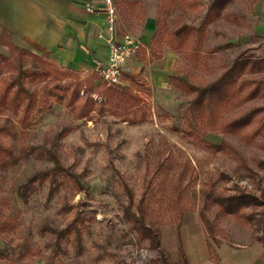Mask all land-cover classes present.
Listing matches in <instances>:
<instances>
[{
    "label": "rangeland",
    "instance_id": "rangeland-1",
    "mask_svg": "<svg viewBox=\"0 0 264 264\" xmlns=\"http://www.w3.org/2000/svg\"><path fill=\"white\" fill-rule=\"evenodd\" d=\"M115 1L122 20L118 21L119 29L141 38L146 12L159 8L160 0H138L134 5L136 17L126 19L124 0ZM210 3L211 0H201L196 8L175 4L168 13V29L180 33L187 26L197 28ZM223 43L230 44L217 48ZM0 45L1 51L8 54V47ZM187 53L163 44L159 53L148 52L149 56L142 60L136 58L142 52L133 57L132 71L151 87L150 93H143L147 113L141 121L128 123L108 109L100 116L92 113L90 119H77L54 100L36 112L26 126L13 118L14 133L2 139L16 148L17 160L0 168V218L7 217L13 226L0 230V264H152L156 250L149 247L147 240L140 241L123 218L122 208L127 202L124 182L133 189L135 202L143 190L149 193L147 218L160 230L161 246L168 253L167 264H180L176 230L179 228L180 234L183 230L187 243L193 224L201 219L198 207L203 190L222 195L246 193L264 201V166L258 164V160H264V125L250 122L244 129L246 137L234 131H208L203 134L205 139L213 143L225 141L238 154L213 150L189 134L190 96L169 82L170 75H179L207 83L237 57H264V0H226L219 15L206 26L201 57L195 61ZM47 60L58 66L54 57ZM33 64L29 62L27 66ZM88 73L83 69L80 77ZM246 76L264 81V71ZM260 106L264 107V85L256 97L224 112L222 120L234 119ZM260 116L264 117V110ZM3 118L0 114V123ZM256 129L258 134L253 135ZM165 156L172 157L173 168L163 189L158 184L163 173L155 167ZM56 160L79 176L87 193L75 192L61 176L30 184L32 175L49 169ZM184 166L182 184H189L186 189L190 197H177L169 181ZM147 183L153 186L154 194L150 195ZM70 204L84 209L80 246L71 236L57 241L49 230L68 222L72 215ZM261 210L262 204L250 202L243 208L245 221L241 224L230 214L219 215L218 206L211 204L207 215L215 237L207 234L210 251L226 240L251 238L264 245ZM237 223L245 236H230L221 226ZM216 256L212 257L217 259Z\"/></svg>",
    "mask_w": 264,
    "mask_h": 264
},
{
    "label": "trees",
    "instance_id": "trees-1",
    "mask_svg": "<svg viewBox=\"0 0 264 264\" xmlns=\"http://www.w3.org/2000/svg\"><path fill=\"white\" fill-rule=\"evenodd\" d=\"M156 16V28L150 38V52L159 53L163 44L172 50H186L188 57L197 61L201 56L199 50L202 47L207 24L215 19L226 0H211L206 15L200 25L185 27L180 33H175L167 27L168 13L175 4L180 7L196 8L201 5V0H160ZM0 43L6 45L9 53L0 51V114L3 122L0 123V168L12 165L17 160L16 148L2 139L6 134H13L15 125L13 118H17L20 126H26L36 112L49 106L51 101H57L66 106L74 118L90 119L95 113L100 116L108 109L119 119L128 123H135L146 117L147 108L143 93H150V85L140 76L122 71L121 79L128 83L106 84L93 69L83 77H80L79 69L70 68L58 63V66L48 62L49 51L36 53L28 48L21 47L11 40L9 33L2 30ZM230 43H223L217 48H222ZM33 62L32 66H27ZM264 71V57H237L214 80L207 83H198L179 75H170L169 82L190 96L189 101V134L199 137L213 150L233 152L237 150L225 141L213 143L203 137L208 131H234L245 136L244 129L252 121L264 125V117L260 113L264 107H255L238 117L230 120H222V114L228 110L245 103L256 97L264 81L246 76ZM33 86L32 85H35ZM258 134V129L253 131ZM201 135V136H200ZM246 137V136H245ZM260 166H264V160H258ZM173 168L171 156H165L160 160L155 169L163 173L158 184L165 189L168 183L170 169ZM186 174L185 166L180 173L170 182L171 189L177 191L178 196L190 197L188 183L182 184ZM66 179L75 192L84 191L85 185L78 175L69 168L62 166L57 160L55 164L46 170H40L29 178L30 184L35 181L43 182L46 179L54 180L56 177ZM150 182V181H149ZM127 202L123 205L122 214L129 227L134 230L140 241L147 240L150 248L156 250L157 256L152 258V264H167L168 253L160 243V230L147 218L149 205L147 203L149 193L143 190L135 202V195L126 182L123 183ZM150 195L154 194V188L147 183ZM186 189V190H185ZM195 196V193H191ZM250 202L262 204V230L264 235V201H258L254 195L240 194H214L203 190L198 214L209 236L215 237L214 228L208 218L207 211L211 204L218 206V214H230L241 224L244 223L243 208ZM193 205V204H192ZM72 215L68 222L61 228L49 227L57 241L71 236L72 241L80 246L84 226V209L78 205L70 204ZM7 217L0 218V230L12 227ZM177 253L180 264H189L183 246L179 228L176 230ZM213 256V250L210 251ZM30 264V263H27Z\"/></svg>",
    "mask_w": 264,
    "mask_h": 264
},
{
    "label": "crops",
    "instance_id": "crops-1",
    "mask_svg": "<svg viewBox=\"0 0 264 264\" xmlns=\"http://www.w3.org/2000/svg\"><path fill=\"white\" fill-rule=\"evenodd\" d=\"M96 1L0 0V33L5 29L13 42L36 53L49 51L50 55L64 66L91 71L94 69L96 59L107 60L108 55L105 40L108 31L103 24L104 14L89 12L85 9L87 3ZM137 1L124 0L125 19L136 17L134 5ZM114 3L118 13L116 35L119 36L123 32L118 25L121 15L115 0ZM157 9H154L152 13L146 12L140 38L142 46L138 51L142 52L141 57H136L138 52L130 57L123 64V71L142 77L132 71L134 68L132 59L136 57L142 60L149 56V42L156 28ZM100 32L103 35L100 36ZM1 47L3 45H0V51ZM142 78L147 82L144 77ZM121 83L127 84L128 81L121 79ZM201 222L200 219L193 224L189 231L191 233L187 236V243L183 230L181 233L189 264H264V245L262 241L251 238L248 241L220 242L213 248L214 254L217 255V259H214L208 246V233ZM221 226L226 228L230 236H245L243 231L238 230V223L232 227Z\"/></svg>",
    "mask_w": 264,
    "mask_h": 264
},
{
    "label": "built area",
    "instance_id": "built-area-1",
    "mask_svg": "<svg viewBox=\"0 0 264 264\" xmlns=\"http://www.w3.org/2000/svg\"><path fill=\"white\" fill-rule=\"evenodd\" d=\"M89 12H102L104 14L103 24L108 31L105 36L108 49L107 60L96 59L94 70L106 84L121 82L123 64L127 59L134 56L142 46L140 38L134 34L124 31L116 35L118 13L114 0H97L85 5ZM103 35L102 32L99 34Z\"/></svg>",
    "mask_w": 264,
    "mask_h": 264
}]
</instances>
